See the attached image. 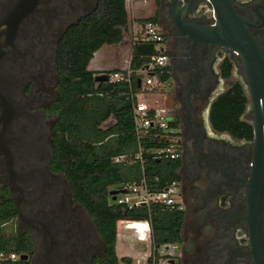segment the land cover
<instances>
[{"label":"flooded vegetation","instance_id":"obj_1","mask_svg":"<svg viewBox=\"0 0 264 264\" xmlns=\"http://www.w3.org/2000/svg\"><path fill=\"white\" fill-rule=\"evenodd\" d=\"M155 3L178 150L169 160L183 216L174 264H264V0H231L250 38L241 49L203 44L181 32L182 24L212 19L207 0ZM17 4H27V13L5 22L7 9ZM95 4L0 0V35L12 37L0 57V187L16 211L3 225L14 223L12 232L29 239V264H104V242L52 166L58 43ZM234 86L245 97L239 120L246 135L219 131L211 122L213 103Z\"/></svg>","mask_w":264,"mask_h":264},{"label":"trees","instance_id":"obj_2","mask_svg":"<svg viewBox=\"0 0 264 264\" xmlns=\"http://www.w3.org/2000/svg\"><path fill=\"white\" fill-rule=\"evenodd\" d=\"M157 22V14L142 19ZM130 16L126 0H96L94 8L70 25L62 34L56 52L59 73V97L56 109L59 119L55 127L52 166L68 181L75 200L88 213L105 244L104 264H119L116 253L117 222L119 220H150L155 245L179 242L182 212L162 211L154 207L148 212L140 206L126 209L111 202L110 187L140 176L138 164L112 162L121 154H134L137 141L132 119V102L127 97L124 82L94 81L95 72L88 68L94 53L103 45H115L127 31ZM153 54L147 42H135L131 49L130 66L143 67ZM110 74V71L105 72ZM228 74V70L226 75ZM169 74L165 67L162 81ZM245 97L234 86L213 103L211 122L219 131L246 135L248 127L239 120ZM111 120L108 124L107 121ZM145 150L148 141L142 143ZM145 173L160 180L175 178L174 165L169 159L150 158L143 151ZM132 174L129 177V174ZM16 211L6 188L0 187V252L25 255L30 241L25 235L6 232L4 223ZM130 263V258H122ZM4 264H29L26 259L5 261Z\"/></svg>","mask_w":264,"mask_h":264},{"label":"built area","instance_id":"obj_3","mask_svg":"<svg viewBox=\"0 0 264 264\" xmlns=\"http://www.w3.org/2000/svg\"><path fill=\"white\" fill-rule=\"evenodd\" d=\"M126 1L127 4L130 3L129 8L132 9L134 0ZM131 20L132 45L138 41L150 43L153 46V54L149 62L141 68H131L129 61L124 69L109 74V82H124L128 87L126 94L132 102L133 128L138 146L134 154L114 156L112 162L124 165L138 164L140 176L120 183L115 189H121L123 192L117 193L111 202L126 209L144 206L148 212L154 207L168 212L181 211L182 204L175 181H162L157 175H146L142 158L143 151L154 159H175L178 156L175 142L176 128L168 107L147 105L143 99V96L150 93L161 92L166 84V81L160 79L168 59L164 48V32L157 22L144 20L136 23L133 17ZM146 141L151 144L143 150L142 143ZM120 223H124L125 229L132 230L135 239L143 243L146 248L136 264H174L177 244L166 242L155 245L149 219L139 221L123 219L117 222V227ZM17 259L19 254L15 252H0V264Z\"/></svg>","mask_w":264,"mask_h":264},{"label":"water","instance_id":"obj_4","mask_svg":"<svg viewBox=\"0 0 264 264\" xmlns=\"http://www.w3.org/2000/svg\"><path fill=\"white\" fill-rule=\"evenodd\" d=\"M212 7L213 16L212 19L205 25H180V30L183 33H187L194 40L203 44H215L221 45L227 48H248L247 41L249 42V34L244 26V22L241 17L236 13L231 3V0H207ZM23 3V2H21ZM28 11L27 4H17L12 8H8L4 15V21L10 23V21H18L20 17L26 14ZM12 29L15 28V23ZM10 27V26H9ZM0 35V57L6 53L9 49V40L11 36ZM109 74L101 73L94 75V81L102 82L108 81ZM139 84V82H138ZM123 192L121 189H111L109 195L114 200L117 193ZM16 205L17 202L15 201ZM18 210V219H23V215ZM21 224L19 223V226ZM27 255H21L20 259H26ZM256 264H258L256 262Z\"/></svg>","mask_w":264,"mask_h":264},{"label":"rangeland","instance_id":"obj_5","mask_svg":"<svg viewBox=\"0 0 264 264\" xmlns=\"http://www.w3.org/2000/svg\"><path fill=\"white\" fill-rule=\"evenodd\" d=\"M156 0H140V6H136L137 8V13L135 12V9H130L129 4H127L130 20L134 16H141L144 18L150 17L152 15H155V7H156ZM134 11V12H133ZM131 38V36H130ZM125 42L120 44V45H103L101 48H99L95 53L93 59L90 61L89 68L94 69L97 65H104L108 72L111 70L115 65H120V66H125V64H128L130 61L131 57V48L130 46L126 45ZM106 50L111 51V55H107L105 53ZM111 56V57H110ZM106 70V71H107ZM144 101L149 104V105H154V106H160L164 105L169 107V96L167 94V91L165 90V87L161 92L157 93H150L146 96H143ZM111 122V120L107 121L106 124ZM131 173L128 175L131 177ZM119 184L113 185L110 187V189L117 188ZM14 223H8L5 226V231L6 232H12L14 231ZM118 230V236H117V243H116V253L117 257L120 259L119 264H136L137 259L140 258L144 251H145V246L143 243L138 242L134 235L132 230L125 229L124 228V223H120L117 227ZM122 258H130L131 262L126 263L122 261Z\"/></svg>","mask_w":264,"mask_h":264},{"label":"crops","instance_id":"obj_6","mask_svg":"<svg viewBox=\"0 0 264 264\" xmlns=\"http://www.w3.org/2000/svg\"><path fill=\"white\" fill-rule=\"evenodd\" d=\"M139 1L140 0H134V2H133V4H132V8L133 9H135V12L137 13V8H136V6H140V3H139ZM127 2V1H126ZM134 12V11H133ZM143 19V17H141V16H134V21L137 23V22H141L140 20H142ZM145 19V18H144ZM132 20H130V22H129V26H128V29H127V31H125L124 32V34H123V37H122V40L119 42V43H117L116 45L118 46V45H120V44H122V43H126L125 44V46L126 45H128V46H130V48L132 49ZM130 36H131V38H130ZM112 46V45H111ZM127 47V46H126ZM106 52L107 53H105V54H107V55H111V51L110 50H106ZM93 57H94V55H93ZM111 57V56H110ZM131 58V57H130ZM93 59V58H92ZM91 59V60H92ZM90 64V63H89ZM127 65L128 64H125V66H120V65H115L113 68H112V70H111V73L112 72H114V71H116V70H122V69H124L125 67H127ZM88 68H89V65H88ZM90 69V68H89ZM90 70H92L93 72H95V74H101V73H105V72H107L108 70L106 69V67H104V65H100V66H96V67H94V69H90ZM107 70V71H106ZM147 105H149V104H147Z\"/></svg>","mask_w":264,"mask_h":264}]
</instances>
